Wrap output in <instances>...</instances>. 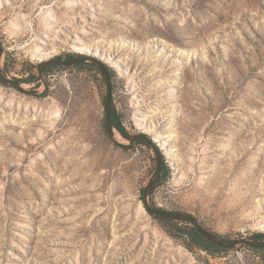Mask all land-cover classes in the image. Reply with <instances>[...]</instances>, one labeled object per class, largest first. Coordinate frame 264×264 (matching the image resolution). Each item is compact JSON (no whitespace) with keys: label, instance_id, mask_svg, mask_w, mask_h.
I'll return each instance as SVG.
<instances>
[{"label":"rangeland","instance_id":"1","mask_svg":"<svg viewBox=\"0 0 264 264\" xmlns=\"http://www.w3.org/2000/svg\"><path fill=\"white\" fill-rule=\"evenodd\" d=\"M0 264H264L150 217L156 157L107 135L110 71L129 137L168 171L148 203L224 241L264 234V0H0ZM119 143V142H118Z\"/></svg>","mask_w":264,"mask_h":264},{"label":"water","instance_id":"2","mask_svg":"<svg viewBox=\"0 0 264 264\" xmlns=\"http://www.w3.org/2000/svg\"><path fill=\"white\" fill-rule=\"evenodd\" d=\"M2 53L0 49V54ZM81 63H90L93 66H95L100 73L102 74L105 85H106V92L104 96V101H103V109H104V120H105V128L107 135L111 138V132L112 130H115L118 135L127 141L128 145L127 146H122L124 148H130L133 144H142L145 146H148L155 154L156 157V165H155V170L148 181L147 185L145 186L142 197H143V206L146 211V213L150 217H157L161 220H166V221H172V222H184V223H189L193 225V227L196 229V231L199 233L201 237H203L207 242L215 245L216 247H220L223 249H231L237 246L241 247H247L250 249H264V241H258V240H237V241H224L213 234L209 233L205 229H203L196 219L192 217L191 215L184 214V213H173V212H167V211H162V210H157L151 206V204L148 203V196L151 193V189L153 185H155L160 178V173H161V161H162V153L159 149L158 144L153 141L152 138L147 136L146 134L141 133L140 135H137L135 137H129L126 135H123L120 133L115 126L113 125L110 117V104H111V84H110V75L108 71L106 70V67L104 63H102L100 60L96 59L95 57H90L88 55L79 53L75 55L74 57L70 59H61L59 57L50 59L48 61H45L37 66V77L35 81H39L42 78V75L45 71L46 68L50 66H60L62 68H70L73 67L77 64ZM0 82L10 85L13 88L19 90V91H24L21 88L22 83L19 81L15 80H9L4 77V75L0 72ZM112 139V138H111ZM114 144H119L116 141L112 139Z\"/></svg>","mask_w":264,"mask_h":264},{"label":"trees","instance_id":"3","mask_svg":"<svg viewBox=\"0 0 264 264\" xmlns=\"http://www.w3.org/2000/svg\"><path fill=\"white\" fill-rule=\"evenodd\" d=\"M74 57V55L72 56H69L68 58H72ZM85 63H81V64H77L75 66H81ZM106 70L108 71L110 77H111V73L110 71L106 68ZM32 80H35L34 77H28L27 79V82H30ZM20 82V81H19ZM110 117H111V121L113 123V125L115 126V128L120 132L122 133L123 135H126L128 136L127 132L125 131V129L123 128V126L121 125L120 123V120H119V117L116 115L115 113V109H114V106L112 104V99H111V104H110ZM161 173H160V179L161 177H165V175H167L168 171L163 163V159L161 161ZM155 188V185H153L152 189H151V193L153 192ZM151 206L153 208L154 205L151 204ZM157 210H161L159 208H155ZM155 219H158L160 220L159 218L157 217H154ZM166 223H169V224H174L175 222H172V221H165ZM189 228L186 229L185 231H183L182 235L183 236H186V238L189 239L190 243L191 244H194L196 245L197 247H199L201 250L205 251V252H209L211 254H213L214 252H219V251H222V249L220 247H216L215 245L207 242L203 237H201L199 235V233L196 231V229L193 227V225L189 224ZM251 240H258V241H264V234L260 233V234H256L254 235ZM251 250H261L262 253L264 254V249H251Z\"/></svg>","mask_w":264,"mask_h":264},{"label":"bare ground","instance_id":"4","mask_svg":"<svg viewBox=\"0 0 264 264\" xmlns=\"http://www.w3.org/2000/svg\"><path fill=\"white\" fill-rule=\"evenodd\" d=\"M24 87H26V86L21 85V88H24ZM111 138H112L114 141H116L117 143L119 142V144H120V143H124V141L127 143V141L124 140V139H122V138L118 135V133H117L115 130H112V132H111Z\"/></svg>","mask_w":264,"mask_h":264},{"label":"flooded vegetation","instance_id":"5","mask_svg":"<svg viewBox=\"0 0 264 264\" xmlns=\"http://www.w3.org/2000/svg\"><path fill=\"white\" fill-rule=\"evenodd\" d=\"M48 68H49V67H48ZM48 68H46L45 71H46Z\"/></svg>","mask_w":264,"mask_h":264}]
</instances>
